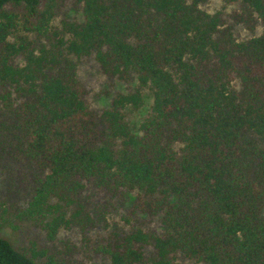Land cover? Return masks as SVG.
<instances>
[{
	"label": "trees",
	"instance_id": "16d2710c",
	"mask_svg": "<svg viewBox=\"0 0 264 264\" xmlns=\"http://www.w3.org/2000/svg\"><path fill=\"white\" fill-rule=\"evenodd\" d=\"M207 1L0 0V224L42 234L0 264H264V0ZM90 55L129 85L101 110Z\"/></svg>",
	"mask_w": 264,
	"mask_h": 264
},
{
	"label": "rangeland",
	"instance_id": "374dc122",
	"mask_svg": "<svg viewBox=\"0 0 264 264\" xmlns=\"http://www.w3.org/2000/svg\"><path fill=\"white\" fill-rule=\"evenodd\" d=\"M237 4L227 3L225 0H208L204 4V9L209 13H216L218 11L230 14L237 8ZM80 11H78L73 5H68L66 8L65 15L60 18H78ZM264 32L262 26H258L255 32L245 26L238 25L235 27V34L239 40H244L252 36L261 35ZM78 74L81 81L85 84L89 91V102L91 106L96 110H101L110 105L112 99L116 94L127 92L129 85L121 82L116 78L108 77L102 70L100 64L98 63L95 55H90L87 57L80 58L78 61ZM154 102V96L150 90H144V101L141 107L133 108L127 107L126 114L127 119L132 125L139 126L140 122L150 113ZM0 174V202L8 195L7 180ZM111 217V216H110ZM115 218H121L116 216ZM140 221L147 220L145 217L139 218ZM111 221H113L111 219ZM133 220L131 223H133ZM112 223V222H111ZM156 224V221L153 222ZM130 226L128 225V228ZM39 234V235H38ZM65 234V233H64ZM0 235L8 240H10L16 248H20L25 244H30L31 238H36L42 234L34 226L20 223L19 228L13 229L4 224H0ZM36 236V237H35ZM70 236L73 237L72 233ZM77 240V239H75ZM178 264H203L195 261H184Z\"/></svg>",
	"mask_w": 264,
	"mask_h": 264
}]
</instances>
